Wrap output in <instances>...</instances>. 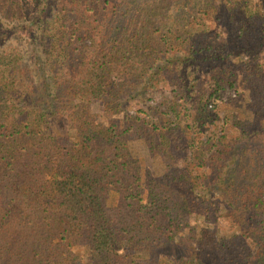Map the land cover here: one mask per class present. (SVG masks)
<instances>
[{
    "label": "trees",
    "instance_id": "trees-1",
    "mask_svg": "<svg viewBox=\"0 0 264 264\" xmlns=\"http://www.w3.org/2000/svg\"><path fill=\"white\" fill-rule=\"evenodd\" d=\"M0 264H264V0H0Z\"/></svg>",
    "mask_w": 264,
    "mask_h": 264
},
{
    "label": "rangeland",
    "instance_id": "rangeland-1",
    "mask_svg": "<svg viewBox=\"0 0 264 264\" xmlns=\"http://www.w3.org/2000/svg\"><path fill=\"white\" fill-rule=\"evenodd\" d=\"M235 93H234V91H226V92H224V94H223V96H222V99H223V101H226L227 99H228V97H234L235 95H234ZM68 143H71V142H68ZM69 146H71L70 144H68ZM140 149V148H139ZM141 152L143 153V150H141ZM142 157H144V155H141Z\"/></svg>",
    "mask_w": 264,
    "mask_h": 264
}]
</instances>
